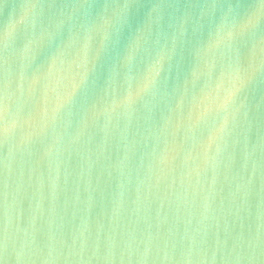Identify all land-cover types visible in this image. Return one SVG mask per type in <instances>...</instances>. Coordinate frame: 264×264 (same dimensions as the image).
I'll return each mask as SVG.
<instances>
[{
    "label": "water",
    "instance_id": "1",
    "mask_svg": "<svg viewBox=\"0 0 264 264\" xmlns=\"http://www.w3.org/2000/svg\"><path fill=\"white\" fill-rule=\"evenodd\" d=\"M56 2L0 0V264H264V0Z\"/></svg>",
    "mask_w": 264,
    "mask_h": 264
},
{
    "label": "snow or ice",
    "instance_id": "2",
    "mask_svg": "<svg viewBox=\"0 0 264 264\" xmlns=\"http://www.w3.org/2000/svg\"><path fill=\"white\" fill-rule=\"evenodd\" d=\"M47 6L63 7V5L57 3L56 0H52V3ZM69 6H73V5H69ZM74 7L92 9L93 10L92 14H95L96 9L99 6L94 5V4H89L87 0H84L83 3H78L74 5ZM103 7L104 8L113 7L117 10L118 16H119V20H118L119 27L117 29L118 31H119V28H124L127 26H132L133 28H135V20L137 18V13L138 12L144 13V25H143L142 30L146 31L149 28V26H152L154 29L157 23V20L155 19L156 13L158 10L164 8L165 5L162 3H156V2H152L150 4L143 3L142 0H117L115 4H105L103 5ZM213 7L223 10L224 8L231 7V6L225 5V4H219V5H213ZM261 7L262 9H264V5H262ZM148 9H151V12H148ZM245 19L247 21V24L245 25V27H248V25H251L254 23V15L251 13L248 14ZM232 34L235 35V33H232ZM176 39L179 40V34L177 35ZM228 102L230 101H225V103H228ZM4 246H5L6 251L9 250L11 247L10 239L7 234L5 235V238H4ZM14 264H24V261L18 259L17 261L14 262Z\"/></svg>",
    "mask_w": 264,
    "mask_h": 264
}]
</instances>
